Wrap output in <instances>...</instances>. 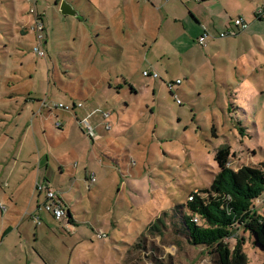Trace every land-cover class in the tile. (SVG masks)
Here are the masks:
<instances>
[{"label":"rangeland","instance_id":"obj_1","mask_svg":"<svg viewBox=\"0 0 264 264\" xmlns=\"http://www.w3.org/2000/svg\"><path fill=\"white\" fill-rule=\"evenodd\" d=\"M112 1L31 3L23 13L43 15L42 42L35 27L25 33L0 19V236L11 228L0 264H212L177 233L188 196L210 186L220 148L230 147L232 169L264 167V21L245 6L264 0L224 4L221 11L248 27L207 49L180 23L156 40L154 23H112L109 31L99 20ZM62 3L76 16L62 15ZM85 112L93 127L102 113L120 122L96 150L74 119ZM38 170L40 184L47 180L67 201L73 223L42 209L38 220L31 216L45 200L35 190ZM256 205L263 213L264 195ZM238 235L248 264H264V250Z\"/></svg>","mask_w":264,"mask_h":264},{"label":"trees","instance_id":"obj_2","mask_svg":"<svg viewBox=\"0 0 264 264\" xmlns=\"http://www.w3.org/2000/svg\"><path fill=\"white\" fill-rule=\"evenodd\" d=\"M242 134V129L239 130ZM230 147L218 149L214 162L218 171L210 186L193 194L187 201L186 213L181 211V232L194 248H201L212 264H248L243 252V238L238 232L247 233L254 244L264 250V212L257 210L256 202L264 195V167L227 166L232 156ZM66 222L73 223L71 213ZM193 215L201 224L193 222ZM160 223V221H159ZM236 243L231 248L229 240Z\"/></svg>","mask_w":264,"mask_h":264},{"label":"crops","instance_id":"obj_3","mask_svg":"<svg viewBox=\"0 0 264 264\" xmlns=\"http://www.w3.org/2000/svg\"><path fill=\"white\" fill-rule=\"evenodd\" d=\"M229 0H188V1H182V0H116L112 1L109 6L103 7L100 11V22L99 23H105L107 25V29L110 31V28H112V23H119L121 27H124L125 23H154L151 26H149V29H154V32L152 33L151 37H154L153 39L156 40L159 39V37L163 36V34L169 33L171 30L170 27L172 23L176 25L177 23H180L183 25V30L186 31L188 27L194 28V33L196 34L195 40H193V45H197V39L203 34L208 33L213 38L206 41V45L202 46L203 48H208L209 44L216 45L215 47L221 48L223 45L219 43V33L229 32L233 33L230 36L227 37H234L236 36V33H239L238 28L235 27L234 21L236 19L241 18V16H238L234 20L229 18L227 15V12L224 7L220 10L224 4H227ZM37 5L38 0H0V19L5 20L8 23H16V27H19L21 30L28 32V26H31L32 29L34 27V22L36 19H39L41 23H44L43 15L40 13L34 11V18L31 20L30 15L24 14V11H27L26 8L30 6V4ZM232 3H229V6ZM236 4L243 7V3L241 1H236ZM245 6L250 8L252 11V14L255 19L259 21H264L262 19H258L255 15V13L263 8L261 2H253V3H246ZM183 9L189 10L192 14L188 13L187 15L184 14L182 11ZM31 10V9H30ZM76 16V12L75 15ZM244 20V19H243ZM245 21V20H244ZM20 23V24H19ZM24 23V24H22ZM33 23V24H31ZM247 23V22H245ZM233 24V26H231ZM187 25V26H186ZM155 26V27H154ZM248 27V25H247ZM45 30V26L43 24V32ZM236 30V31H235ZM42 32V33H43ZM193 33V31H190ZM202 33V34H201ZM43 36V34H42ZM226 38V37H224ZM43 40V37H42ZM42 42V41H41ZM209 42V44H207ZM189 47V49L193 48ZM188 49V50H189ZM187 50V51H188ZM210 57H214V55H210ZM89 116V117H88ZM94 114L86 113L84 114L83 120L87 119L88 123L89 119L92 118ZM74 119L76 121V124L79 123L77 115L74 113ZM112 117L108 118V124L110 125V130L104 129V119L100 117V121L95 124V127H93L95 130V137L90 139L92 141V144L95 146L94 150H96V146L98 147V141L102 140L104 138V135L113 132L116 125H119V120L112 121ZM81 121V120H80ZM59 123V127H56L57 129H60L63 127L61 122ZM96 128V129H95ZM98 128H102L100 132H96ZM117 130L113 132L114 136H116ZM91 150V149H90ZM93 158V151L91 150ZM119 152V150H118ZM90 157V158H91ZM89 158V159H90ZM97 160V158H96ZM95 160V162H96ZM88 165H92L93 160H88ZM111 162H113L115 165H119V160L117 159H111ZM41 169V168H40ZM62 171V170H61ZM90 179L89 181L91 183L96 182L95 173L90 172ZM39 176L41 177V170H38L36 173V177L34 179L35 181V190L38 192V197L40 193L37 190V187H50V183L46 180H39ZM132 180V179H131ZM145 180V177L142 179V181ZM44 181V182H43ZM133 184L132 187H136L134 184H137L134 180H132ZM118 185V190L120 191L121 187ZM41 201V200H40ZM59 201L63 205L66 212L71 213V217L73 220V214L71 212L70 206L68 205L67 201L63 199V196L59 194ZM42 204L36 203V210L34 209L31 212V216L34 217L38 211L41 210ZM0 212L3 213L4 210L0 208ZM37 217V216H35ZM11 228L8 226L0 236V243L3 242L4 236L10 232Z\"/></svg>","mask_w":264,"mask_h":264},{"label":"built area","instance_id":"obj_4","mask_svg":"<svg viewBox=\"0 0 264 264\" xmlns=\"http://www.w3.org/2000/svg\"><path fill=\"white\" fill-rule=\"evenodd\" d=\"M30 13L34 14V10H30ZM256 17L258 19H262L264 20V7L259 9L256 13H255ZM234 25L235 27L238 28V31H243L247 28V24L241 19H236L234 21ZM34 30L36 31V38L37 40L40 42L42 41V32H43V24L41 23V21L39 19H36L34 22ZM233 33H229V32H224V33H220L218 36L219 38H224L227 36L232 35ZM208 38H213L210 34L208 33H203L198 39L197 42L200 46H205L206 45V41ZM34 52L40 56V57H44V52L42 50H40V48L35 47L34 48ZM145 76H149V74L147 72H144ZM151 76L153 78H157L158 75L156 73H152ZM169 91L171 92V94L174 96V98L176 99V95L174 94V87L173 85H168ZM177 103H180L179 100L176 101ZM43 106H45V104H43ZM61 108L64 111L70 112V111H74L77 107H80V105L75 106L72 105L71 107L69 106H63L61 104L55 106V108ZM89 117V116H88ZM88 117L82 121H79V124H81L83 126L84 129V133L85 135L89 138L92 139L95 137V130L94 128L88 123L87 119ZM110 117L109 113H102V118L104 119V129L105 130H110V125L108 124V118ZM56 127H59V123H56ZM227 166H230V163L227 164ZM37 190L40 193H44L45 194V200L41 206L42 210H45L47 213H49L52 218L54 220H60L61 218H65L66 219V215L67 212L65 211L63 205L61 204V202L59 201V194L56 193L54 190H52L49 187H37ZM193 200V194L189 195L187 198V201H192ZM36 220H38V218L36 217ZM193 222L197 225H200L201 221L200 218L197 215H193ZM103 237V235H98V238Z\"/></svg>","mask_w":264,"mask_h":264},{"label":"water","instance_id":"obj_5","mask_svg":"<svg viewBox=\"0 0 264 264\" xmlns=\"http://www.w3.org/2000/svg\"><path fill=\"white\" fill-rule=\"evenodd\" d=\"M60 11L62 15L74 16L75 11L67 3H62L60 6ZM70 215H66V219H69Z\"/></svg>","mask_w":264,"mask_h":264}]
</instances>
